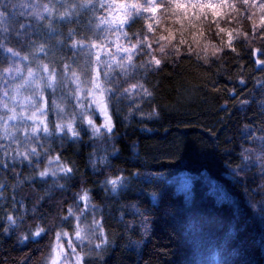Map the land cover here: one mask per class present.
<instances>
[{"label": "clouds", "instance_id": "obj_1", "mask_svg": "<svg viewBox=\"0 0 264 264\" xmlns=\"http://www.w3.org/2000/svg\"><path fill=\"white\" fill-rule=\"evenodd\" d=\"M188 143L264 230V0H0V264H251L187 252Z\"/></svg>", "mask_w": 264, "mask_h": 264}, {"label": "trees", "instance_id": "obj_2", "mask_svg": "<svg viewBox=\"0 0 264 264\" xmlns=\"http://www.w3.org/2000/svg\"><path fill=\"white\" fill-rule=\"evenodd\" d=\"M180 152L178 162L165 166L168 175L163 182L167 191L175 193L177 203L181 199L187 200L193 190L198 199L203 193H210V199L201 204L194 217L181 221L178 231L184 234L187 252L193 257L201 255L206 244L204 233L207 232L219 240L232 241V247L246 253L251 264H264V230L254 222L249 223L247 215L233 211L231 192L227 188V180L219 174L218 162L213 157L203 156L193 143L183 145ZM212 200L221 202L223 207H214ZM229 229H234V232L230 234ZM159 233L161 246L177 244L169 225L162 224Z\"/></svg>", "mask_w": 264, "mask_h": 264}]
</instances>
